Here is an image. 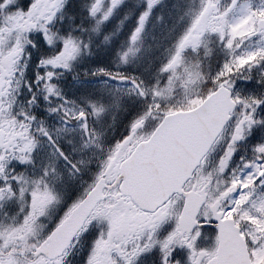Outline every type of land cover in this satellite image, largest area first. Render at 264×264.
<instances>
[{
    "label": "snow or ice",
    "instance_id": "obj_1",
    "mask_svg": "<svg viewBox=\"0 0 264 264\" xmlns=\"http://www.w3.org/2000/svg\"><path fill=\"white\" fill-rule=\"evenodd\" d=\"M35 3L36 0H32V3L26 5L22 10L28 11ZM111 4L113 6L119 5L120 0H111ZM229 5L234 7L231 4V0H229ZM213 8L219 9V4L215 3V0H207L203 11H209V9ZM113 10L110 7L104 15L110 17L109 14ZM230 10L231 8L226 5L224 9L225 16ZM89 14L91 16L97 14V5L95 3L91 5ZM258 14L264 17V10H258ZM148 16L149 12L147 11L139 15L138 26L130 37L132 40L137 39V35L145 26V17ZM216 23L217 25L221 24L220 20H217ZM199 24L200 19L196 18L189 31L179 41L173 63L179 60L182 50H191L194 46L198 47L199 33L197 32L194 35L193 30ZM49 27H51V24H49ZM260 27L262 34H264V23H261ZM213 31H217V35L225 39L229 47H231L233 41L223 26L219 27V29L214 28ZM46 42L52 45L49 41ZM60 43L59 50L53 51L52 58L49 56L41 58V65L51 67L52 64L57 63L56 58L64 55L66 61L64 68L70 69L71 62L81 53V45L72 39L60 40ZM129 51L131 50L122 54L121 58L124 63L129 62ZM252 55L256 56L261 65H264V54L253 53ZM131 58L135 59L134 53ZM233 65L239 66L236 61H225L213 77L214 87L223 89L224 93L229 96L234 90V82L228 80L232 73ZM25 68H27V65H25ZM104 71V69H101V72ZM47 75L54 78L51 72ZM41 79L42 74L38 72L36 74L37 84L41 82ZM121 79L124 82L133 84L139 92H143L146 87L150 86L146 85L144 80H137L135 76L129 78L125 74ZM28 87H33L31 82H29ZM48 90L52 91L51 88ZM144 97L147 96L145 95ZM236 99H239V96ZM241 104H251L250 108L246 109V112L251 111V116L247 114L244 116V120L250 126L246 129H236V134L230 136L226 151L215 163L214 169L216 173L224 177L222 182L214 179L211 173L202 171L201 177L198 178L197 182L190 184L184 192L180 209L175 212L170 211L166 207V202L155 203L150 201L149 207L152 215H143L144 210L138 211L129 207L128 213L136 217L135 221H131L127 216L122 218L119 215L120 211H124L123 208H120L119 211H113L110 214L106 213L104 216H97L95 219L89 220L85 226L73 235L74 220L84 210L81 205L84 204L85 208L87 207L85 198L89 196V192L84 190L79 197L69 204L55 227L46 235H42L40 241L34 243L31 250L24 254L26 258L24 264H29V262L30 264H64L67 250L73 246L69 243L68 237L71 236L72 240L76 242L78 237L88 230L94 220L97 221L100 232L93 242L85 264H101L99 260L101 255L105 257L104 264H113V261L114 264H135V260L139 255L149 250L144 246V241L148 238V234L150 233L155 237L162 223L169 220L174 221V226L162 240L158 241L163 252V264H180L178 259L173 260L171 258L177 246L188 249L191 256V264H253V251L264 249V142L254 145L251 160H247L245 157L240 158L243 161L239 169L243 173L242 175L237 174L235 168L232 169L230 175H222L229 167V162L236 150V142L242 140L246 135L245 133L250 132L251 128L255 126L252 123L255 120V112L259 105L264 104V97L253 98L251 102L248 99H244ZM97 111H100V109H97ZM31 119L35 123L37 118L33 116ZM79 120L82 123L86 121V114L83 110L79 113ZM229 121H231V118H229ZM33 135L35 134L33 133ZM43 138L51 145L57 162H63L65 166H70L74 171L78 170V164L69 151L64 145L56 142V138L51 132H48ZM0 150L7 151L6 149ZM38 151L39 145L34 144L31 148V157L27 160H18V162L34 166V155ZM7 167L8 165L0 161V172L3 173V175H0V198L11 199L14 194L25 191L26 189L22 188V186L26 185L27 189H30L27 192L30 195V200L28 210L23 219L28 229L31 232H35L39 219L46 214L48 208L57 200L56 193L47 184V176L55 169H50L45 165L41 168L38 177L28 179L22 173L16 171L15 168H13L12 173H8ZM100 167L101 165H98V173ZM246 169H251L252 171H245ZM99 174L103 175V173ZM5 176L8 178L5 179ZM93 179H95V176ZM121 184L127 190L130 181L125 182L122 177ZM117 186L120 187L119 184ZM174 186L177 188L182 187L180 178H177ZM252 216L261 221L259 227L257 224L250 222L249 218ZM105 221L106 227H103L102 225ZM206 225L210 226V231L215 236V246L212 250L201 249L198 243L199 235L205 232ZM137 230L138 234H142L139 240V247L134 241L129 242L128 238V233L137 234ZM241 236H243L244 244L248 249L246 259L240 261L226 259L224 256L226 247L229 243L235 244L238 242ZM50 251L53 254L52 257L49 256ZM6 252L7 249L0 250V264H22L20 260L12 261L10 258H6ZM109 256L112 257V261L107 259Z\"/></svg>",
    "mask_w": 264,
    "mask_h": 264
},
{
    "label": "trees",
    "instance_id": "obj_2",
    "mask_svg": "<svg viewBox=\"0 0 264 264\" xmlns=\"http://www.w3.org/2000/svg\"><path fill=\"white\" fill-rule=\"evenodd\" d=\"M102 9H109V0H104ZM95 0H68L60 17L55 23L60 40L72 39L81 45V53L71 64L70 70L60 82V90L64 95H72L85 105L86 101L102 103L106 107L104 118L94 120L92 112L86 108L88 125L91 134L99 140L101 155H108L114 145L127 133L129 123L141 114L150 104L157 87H164L168 73L150 67L147 63L133 61L122 64L116 57V53L131 42L135 18L133 17V0H125L116 9L114 16L100 23L89 14L91 5ZM150 46L146 59L155 56L166 35L147 34ZM204 69L203 79H199L193 91L185 99L181 87L173 89L174 98L157 103L166 110H172L192 106L205 96L213 82L209 78L205 68L209 59H201ZM104 69V72H101ZM135 76L137 80H144L146 87L143 92L137 93V89L121 77ZM157 82V87L154 82ZM128 83L130 87L122 84ZM147 97H144V96ZM157 117V116H155ZM158 119V118H157ZM104 122V123H103ZM103 123V127L99 126ZM92 171V168H91Z\"/></svg>",
    "mask_w": 264,
    "mask_h": 264
},
{
    "label": "rangeland",
    "instance_id": "obj_3",
    "mask_svg": "<svg viewBox=\"0 0 264 264\" xmlns=\"http://www.w3.org/2000/svg\"><path fill=\"white\" fill-rule=\"evenodd\" d=\"M63 1L64 0H58V7H60V5L63 3ZM152 2H155V1H152ZM206 3H207V0H203L201 2L199 10L196 13L195 19L193 20V22L191 23V25L189 27V29H190L192 24L196 20V18L200 19V24L197 26L196 29L193 30L194 35L197 32L199 33L198 47H200V46L205 47L209 38L211 37V35H213V34L217 35V31H213V29L214 28L219 29V27H221V26H223L225 28V31L227 34H230V35L232 34V35H235L237 37L240 35L243 36V37L238 39V42L234 47H229L227 44L231 55H230V57L225 58L222 62V64H223L225 61H228V62L236 61L239 65L238 67L236 65H234L235 69H233L231 75L228 77V80L231 82H234L235 96L236 97L239 96L238 104L240 103L241 109L237 114L234 115L235 121L233 122V124L230 125L229 127H227L224 130V132L219 136L217 141H215V143L213 144L209 153L207 154L205 160L199 166L197 171H195L194 178H193L192 182H189V185L197 182L198 178L201 177L202 171L207 172V173H211L213 178L216 180H219L221 182L223 181L224 177L219 176L216 173L215 169L213 167H211V160L214 157V155L220 150L221 146H223V144L227 141V139L230 140V136H233L236 134L237 128L246 129L250 126L244 120V116L246 114L248 116H251V113H249L251 111L246 112V109L250 108L251 104L242 105L241 101H243L244 99H248L251 102L253 100V98H256V97L259 98L263 94V90L259 87L258 84L261 83L262 80L264 81V65H261V62L258 61L256 59V56H254L252 54L253 53L264 54V45H263L264 44V34H262V31H257V34L253 33L256 29L257 21L264 18L258 14V10H264V6H259L258 8L257 7L255 8V13H256L255 16L250 15L249 13H246L244 7H239V6L235 7L234 8L235 13H232V15H234V17H231L230 20H228L227 19L228 16L227 15L225 16L224 13H222L221 11H219L216 8L209 9V11H203V8L205 7ZM215 3H216V0H215ZM150 4L151 3L149 2L148 5H150ZM187 10H188V12H186V14L190 13L189 8H187ZM250 17L252 18V20H254L253 23H250V21H251ZM192 18H194V17H192ZM217 20H220V22H221L220 25H217V23H216ZM201 29H203V30L201 31ZM219 38L223 39L220 36H219ZM179 41H178V43H179ZM194 47L197 48V46H194ZM56 59H57V63L52 64L51 67L43 66V69H44L43 78H44V80H49L51 78L47 75L49 72H51L53 75V71H56L60 67L64 66V64L66 63V61L64 59V55L63 56L61 55L60 57H58ZM222 64H221V66H222ZM231 77L237 78L238 81H234ZM50 88L55 90V95L53 97L46 96L44 98V100L45 99L51 100L50 104L49 103L48 104L43 103L44 104L43 107L47 108V111H46L47 113H50L51 111L54 112V109H61V108L67 107V106H75V104L72 100H69V102H68V101H65L64 97L61 98L59 95H57L56 94L57 89L53 88V84L45 85L42 89L46 90L45 92L48 93V92H50L48 90ZM31 91H32V88H29L28 84L23 85V88L21 90V94H23L25 96L24 100L26 102L27 108L32 107L35 103H41L40 99H36L32 96ZM30 92H31V95H29ZM262 97H264V95ZM67 103H68V105H67ZM18 106H19V110H24L25 103L19 102ZM68 111H69V113H68L69 114L68 125L67 126L58 125L57 128L55 129L57 134H58V137H63L65 135V131H61V130H66V133L74 132V133H77L78 136H80V135L83 136V132H82V129L80 126L79 119L71 111V109H69V107H68ZM255 118H256V112H255ZM252 123L254 124V121ZM136 128H137V124H134L133 125V130H134L133 136H131V138L128 141H126L125 145H121V147L117 148V150L115 151V153L113 154L111 159L108 161L107 166L105 167L104 171H107L108 173L112 172L114 167L117 166L118 162L123 157V155L126 154L129 151V149L133 145H135V143L141 138V137L139 138L138 134H136V132H135ZM136 131H137V129H136ZM82 144H83L84 148L88 147V144L85 141H83ZM241 166L242 165H240V167ZM245 171H250V169H246ZM239 174L242 175L243 173H241L239 171ZM222 175H224V176L229 175L227 172V169H226V172ZM109 178H110V179H108L109 181L112 180L111 179L112 177H109ZM59 183L60 184H58V191H67L66 188L62 187V185L64 184V178L62 176H60ZM175 201L176 200L172 199L169 202V204H167V206H166L172 212L174 210V202ZM107 202H105L99 206V209L94 214V218H96L97 216H104L106 213L110 214L113 211H119V209L122 208V207H120L119 204H117L116 208H111V207H114V205H112L113 202L112 201H109L108 203ZM109 203H110V206H108ZM120 203H122L121 200H120ZM119 214L120 215L123 214L122 211H120ZM125 216H127L129 218L128 211H125ZM249 219H250V222L257 224L258 227L260 226L261 221L258 220L255 216H252ZM166 223L168 225L170 224L169 229L171 230L172 227L174 226V221L169 220V221H166ZM103 225H104L103 227H106V221L103 223ZM141 235L142 234H140V237H141ZM161 239L162 238H161L160 232H157L155 237L149 233L148 238L144 241V243L146 241L148 242L147 248L149 250L145 251L144 253L140 254L139 256L141 257L143 254H145V258H147L156 249L159 250V248H161V247H160V244L158 243V241ZM254 254L256 256L257 261H261V263L264 262V249H256V250H254ZM187 255H188V253H187ZM188 259L190 260L189 263L191 264L190 255H188ZM189 263L180 261V264H189Z\"/></svg>",
    "mask_w": 264,
    "mask_h": 264
},
{
    "label": "water",
    "instance_id": "obj_4",
    "mask_svg": "<svg viewBox=\"0 0 264 264\" xmlns=\"http://www.w3.org/2000/svg\"><path fill=\"white\" fill-rule=\"evenodd\" d=\"M234 108L230 96L218 88L199 106L186 111L166 115L146 142L140 143L133 154L121 165L125 182L130 181L127 191L141 205L149 207V202H161L190 177L204 153L219 134ZM99 185L97 186V188ZM98 189L85 200L82 209L91 207ZM90 201V203H89ZM236 245V243H235ZM240 248L224 251L226 259L240 261L246 259Z\"/></svg>",
    "mask_w": 264,
    "mask_h": 264
},
{
    "label": "flooded vegetation",
    "instance_id": "obj_5",
    "mask_svg": "<svg viewBox=\"0 0 264 264\" xmlns=\"http://www.w3.org/2000/svg\"><path fill=\"white\" fill-rule=\"evenodd\" d=\"M56 3V0H39L37 2V6L34 9H31V12L33 14H38L39 16H46L47 18H51L52 16V8L54 7ZM7 96L8 95H3ZM3 107V99L2 96L0 95V108ZM10 112L9 111H4L0 110V149H6L11 152H13L14 149L18 145V140H23L28 138L26 136V133L29 131L27 127L25 126V121H21L19 126H11L15 124V120L13 118L9 117ZM2 150H0L1 152ZM5 159V156L3 154H0V161H3ZM8 172V171H7ZM9 173V172H8ZM0 175H3L2 172H0ZM5 179L8 177L5 176ZM30 200V196H29ZM29 206V203H28ZM26 213V212H25ZM23 214L26 215V214ZM2 213H0L1 217ZM23 233H20V236H23ZM3 249V248H2ZM9 251L7 247V252ZM30 264V262H29Z\"/></svg>",
    "mask_w": 264,
    "mask_h": 264
}]
</instances>
